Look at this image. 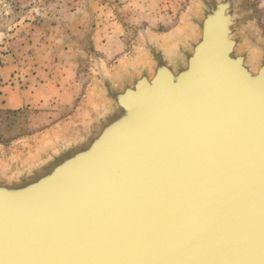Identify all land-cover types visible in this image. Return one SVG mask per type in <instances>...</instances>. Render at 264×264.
Masks as SVG:
<instances>
[{"label":"water","instance_id":"water-1","mask_svg":"<svg viewBox=\"0 0 264 264\" xmlns=\"http://www.w3.org/2000/svg\"><path fill=\"white\" fill-rule=\"evenodd\" d=\"M252 18L246 0H193L180 35L97 61L72 120L1 154L0 264H264Z\"/></svg>","mask_w":264,"mask_h":264},{"label":"rangeland","instance_id":"rangeland-1","mask_svg":"<svg viewBox=\"0 0 264 264\" xmlns=\"http://www.w3.org/2000/svg\"><path fill=\"white\" fill-rule=\"evenodd\" d=\"M192 3L0 0V67L13 65L16 75L12 72L14 81L7 85L20 92L29 89L37 99L27 106L9 107L2 99L5 84L0 77V155L23 149L72 120L95 84L97 61L116 69L135 55L143 32L162 45L180 35ZM246 4L253 13L250 28L264 39V0ZM76 82L77 91L71 86ZM64 91L68 100L61 103L57 98Z\"/></svg>","mask_w":264,"mask_h":264},{"label":"crops","instance_id":"crops-1","mask_svg":"<svg viewBox=\"0 0 264 264\" xmlns=\"http://www.w3.org/2000/svg\"><path fill=\"white\" fill-rule=\"evenodd\" d=\"M12 72L14 74L13 65H7L6 64V65L0 67V77L3 78V84H5V86L1 88L3 91H5V94L2 95L3 101H5V103L9 107H12V108L21 107L23 105L27 106L29 104H33L37 99L35 100L33 98V94L31 93V91L29 89H26V90L20 92V91L16 90L12 85H10L14 81ZM15 75L16 74H14V76ZM10 79H11V81H10ZM7 82L10 84L7 85L8 84ZM71 86L73 87V89H75V91L78 90L77 82L75 85L71 83ZM13 89H15L16 91H14ZM80 89H82V84L79 83V90ZM71 94H72L71 97H73L74 96L73 92ZM45 99L46 98H44V100ZM57 100H60L61 103L64 100L67 101L68 100L67 92L64 91V93L61 94L60 97L57 98ZM57 100L54 99V101H57ZM47 101L50 102L51 99L48 98ZM72 114H74V113L72 112Z\"/></svg>","mask_w":264,"mask_h":264},{"label":"bare ground","instance_id":"bare-ground-1","mask_svg":"<svg viewBox=\"0 0 264 264\" xmlns=\"http://www.w3.org/2000/svg\"><path fill=\"white\" fill-rule=\"evenodd\" d=\"M167 45V44H166ZM162 46V45H161ZM163 46H165V45H163ZM95 85V84H94Z\"/></svg>","mask_w":264,"mask_h":264}]
</instances>
